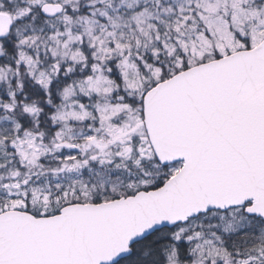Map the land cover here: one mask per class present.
Masks as SVG:
<instances>
[{"label":"snow or ice","instance_id":"obj_1","mask_svg":"<svg viewBox=\"0 0 264 264\" xmlns=\"http://www.w3.org/2000/svg\"><path fill=\"white\" fill-rule=\"evenodd\" d=\"M0 264H264V0H0Z\"/></svg>","mask_w":264,"mask_h":264}]
</instances>
